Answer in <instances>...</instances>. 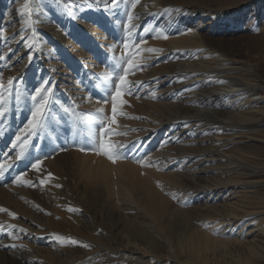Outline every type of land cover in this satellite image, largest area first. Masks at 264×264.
Segmentation results:
<instances>
[{"label": "rangeland", "instance_id": "374dc122", "mask_svg": "<svg viewBox=\"0 0 264 264\" xmlns=\"http://www.w3.org/2000/svg\"><path fill=\"white\" fill-rule=\"evenodd\" d=\"M153 1L161 4L156 21ZM44 3L50 10L45 18L39 10ZM236 4H243V8L231 12L237 9H233ZM193 9H208L221 17L228 14V21L220 23L200 14L191 18L189 11ZM172 14H180L176 19L189 29L234 48L264 76V38L254 29L264 25V0H0V209L7 210L0 211V264H198L189 257L193 253L191 245L187 251L181 249L180 229H175L173 240L179 244L175 243L174 253L165 242L156 241L159 237L154 224L138 211L137 225L159 247L143 258L133 254L132 261L129 254H108L111 249L128 246L127 240L121 243L124 236L117 227L129 215L134 219L136 209L122 200L121 212L116 208L117 200L103 199L109 185L98 179L88 183L89 169L78 157L88 139V126L95 120L102 125L98 141H108L111 151L115 146L128 158L160 150L165 138L179 132L173 133L171 124L161 127L164 132L157 136L151 132L143 135L145 127L153 122L147 109L117 106L113 97L118 88L115 86L111 94L102 89L108 79L124 76L126 83H110L119 89L124 87L121 92L126 105L130 106L132 99L141 102L155 98L161 103L166 98L157 90L152 95L155 78H141L166 63L161 53L153 61L139 63L140 74L136 71L129 78L114 69L117 51L110 49L114 54L108 51L105 55V48L119 32L115 26L119 21L124 23L123 33L131 31L139 36L145 30L150 33L154 26L162 28ZM83 21L87 27L81 24ZM67 38L72 45L66 44ZM74 44L82 51V58L77 57ZM49 47L55 49L54 56L47 51ZM130 51L133 56L138 54ZM57 63L62 68L54 69ZM260 75L253 79L261 87L257 97L264 98V77ZM42 88L46 91L36 96ZM45 100L39 126L30 129L33 113ZM106 103H116L115 123L113 112L105 114ZM90 149L94 154V145ZM178 198L177 194L176 207L184 208ZM200 204L201 199L195 207ZM223 250L211 256L210 264H264L253 259L245 247Z\"/></svg>", "mask_w": 264, "mask_h": 264}, {"label": "bare ground", "instance_id": "6f19581e", "mask_svg": "<svg viewBox=\"0 0 264 264\" xmlns=\"http://www.w3.org/2000/svg\"><path fill=\"white\" fill-rule=\"evenodd\" d=\"M153 3L152 8L157 9L156 21L161 4ZM241 8L243 4H236L231 12ZM39 10L44 18L48 17L50 10L45 3L39 5ZM189 14L191 18L200 14L199 17L206 16L220 23L228 21V14L215 16L208 9H193ZM179 16L172 14L168 24L162 28L154 26L150 33L145 30L139 36L131 31L123 33L121 24L124 23L119 21L115 24L119 32L105 48V55L114 54L110 49L117 51L114 69L120 74L127 73L129 78L136 71L140 74L139 63L146 64L155 60L159 53L163 55L166 63L141 78H155L157 85L153 88L149 86L152 95L157 90V94L167 95L166 98L160 100L161 103H157L155 98L141 102L132 99L130 106L126 102H117V106L147 109L146 113L153 122L145 127L143 135L151 132L157 136L164 132L161 127L171 124V130L175 128L173 133L179 130L172 137H164L160 150L149 155L138 154L134 159L125 157L126 153L124 155L114 146L112 153L115 160H112L99 147L101 122L95 120L88 126L85 148L78 153L89 169L88 183L98 179L108 184V191L101 197L117 200L119 211H123L122 200L136 209L134 219L129 215L128 220H122L117 227L124 236V240L120 238L121 243L127 240L128 246L111 249L108 254H129L128 260L132 261L135 259L133 254L143 258L155 251L159 247L156 241L165 242L175 253V229H180L181 249L187 251L188 245H191L189 249L193 253L189 257H193L195 263L210 264L211 256L214 257L218 249H234L237 246L245 247L256 261H264V98L257 97L256 91L261 87L256 86L253 79L261 72L250 60L241 59L240 53L231 46L189 29L190 26H185L182 20L179 23L176 19ZM86 23L81 22L84 26ZM153 23H150L151 26ZM254 29L264 38V25L258 24ZM78 37L82 39L84 35ZM98 40L99 37H96V42ZM71 43L67 38L66 44ZM125 45L128 47L125 48ZM73 46L78 52L77 57L82 58L83 53L79 52L77 44ZM130 50L138 54L133 56ZM47 51L50 56L55 55L54 48L49 47ZM128 58L135 67L132 74L126 64ZM55 66L58 68L54 69L62 68L58 63ZM120 78L108 79L102 86L103 91L111 94L115 86L122 91L123 86L119 89V86L110 83H119ZM158 85L162 87L158 89ZM172 94L173 97H170ZM106 106L108 110L105 114L112 113L113 105L106 103ZM183 135L186 138H182ZM93 145L94 154H90V146ZM177 194L184 208L176 207ZM200 199L203 204L195 207ZM137 211L154 224L159 237L156 241H152L147 231L137 225ZM142 246L145 248L141 249Z\"/></svg>", "mask_w": 264, "mask_h": 264}, {"label": "snow or ice", "instance_id": "6c2138e0", "mask_svg": "<svg viewBox=\"0 0 264 264\" xmlns=\"http://www.w3.org/2000/svg\"><path fill=\"white\" fill-rule=\"evenodd\" d=\"M164 38L166 39L167 37H164ZM127 47H128V46L125 45V48H127ZM151 51L155 52V51H157V50H156V49H151ZM128 67H129V69H131V70H133V71L135 70V69L133 68V65H132V63H131L130 61H129V63H128ZM126 75H127V73H125V76H126ZM11 83H12V80H9V84H11ZM120 83H121V84L126 83V79H125L124 76H122V77L120 78ZM0 87H2V85H0ZM44 91H46V89H43V88H42V89H38V90L36 91V96H40V95H41V92H44ZM122 95H123V93H121L120 90H117L116 93H115V96L113 97V100H114L115 102L120 103V104L124 103L125 101H123V100L121 99ZM33 98L35 99V97H33ZM46 103H47V101L45 100L44 103L40 104V106H39V107L36 109V111L33 113L32 119L29 121V128H30V129H36V128L39 126L38 117H42V116H43V111H44V108H45ZM65 111L67 112L68 109H65ZM112 111H113L112 123H115V117H116V111H117L116 103L113 104V109H112ZM106 134H107V133H106ZM16 139L19 140L20 137L17 136ZM99 147H100V150L103 152V154L108 155L109 159L115 160V156L113 155V153H112V151H111V149H112V145H111L108 141H104L103 143L100 144ZM0 171H2V166H0ZM0 211H7V210H5V209H0ZM12 215L15 217V214H14V213H12ZM72 243L75 244V243H77V241L73 240ZM84 246H85V247H88L87 245H84Z\"/></svg>", "mask_w": 264, "mask_h": 264}]
</instances>
